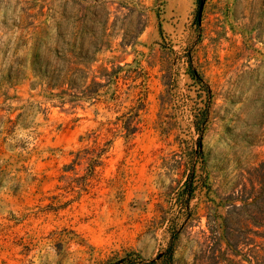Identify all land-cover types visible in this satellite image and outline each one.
Instances as JSON below:
<instances>
[{
  "label": "rangeland",
  "instance_id": "obj_1",
  "mask_svg": "<svg viewBox=\"0 0 264 264\" xmlns=\"http://www.w3.org/2000/svg\"><path fill=\"white\" fill-rule=\"evenodd\" d=\"M0 264H264V0H0Z\"/></svg>",
  "mask_w": 264,
  "mask_h": 264
},
{
  "label": "trees",
  "instance_id": "obj_2",
  "mask_svg": "<svg viewBox=\"0 0 264 264\" xmlns=\"http://www.w3.org/2000/svg\"><path fill=\"white\" fill-rule=\"evenodd\" d=\"M172 250H173V247H172V244H170L167 249L165 250V253H164V256H160L157 258L156 261H159L162 257L164 258H167V259H171V254H172Z\"/></svg>",
  "mask_w": 264,
  "mask_h": 264
}]
</instances>
